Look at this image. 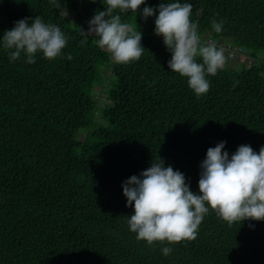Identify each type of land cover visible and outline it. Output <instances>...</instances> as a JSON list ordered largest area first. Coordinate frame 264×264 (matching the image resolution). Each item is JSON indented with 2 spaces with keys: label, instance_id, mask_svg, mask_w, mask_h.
<instances>
[{
  "label": "trees",
  "instance_id": "1",
  "mask_svg": "<svg viewBox=\"0 0 264 264\" xmlns=\"http://www.w3.org/2000/svg\"><path fill=\"white\" fill-rule=\"evenodd\" d=\"M57 2L59 8L49 0H0V38L35 16L67 37L61 56L37 53L32 64L23 55L10 61L0 40V264H264V221L229 226L211 209L191 242L138 241L122 188L162 160L199 194L210 147L226 142L229 157L241 145L259 153L264 0H146L137 13L121 14L141 31L145 48L127 65L81 35L105 10L104 0ZM161 2L190 3L203 42L245 51L231 58L232 68L206 77L210 89L199 98L187 78L168 69L171 53L154 33L158 12L142 17L145 6ZM213 19L224 21L219 34Z\"/></svg>",
  "mask_w": 264,
  "mask_h": 264
},
{
  "label": "clouds",
  "instance_id": "2",
  "mask_svg": "<svg viewBox=\"0 0 264 264\" xmlns=\"http://www.w3.org/2000/svg\"><path fill=\"white\" fill-rule=\"evenodd\" d=\"M49 2L60 7L57 0ZM145 3L146 0H104L105 10L94 15L86 32L80 29L81 35L95 37V44L117 64L138 61L145 49L141 45L142 33L132 23L122 21L121 14L137 13ZM191 14L192 5L180 2H161L158 8L145 6L142 11L145 21L155 15L154 33L163 38L171 53L168 69L187 78L189 88L199 98L210 89L206 77L222 70L226 58L215 42H202ZM223 24V20L213 19L211 27L219 34ZM0 40L3 48L10 50V61L23 55L28 64L35 63L37 53L47 60L56 59L67 44L61 28L45 23L40 16L16 21ZM72 58L71 54L66 56L69 61ZM225 143L207 150L200 164L199 194L190 190L183 173L165 167L162 160L122 184L127 206L134 209L128 226L138 241H146L149 246L156 242H191L197 238L210 209L229 226L245 220L264 221V146L257 153L250 145H241L229 157L227 151H222ZM171 253V247H162L163 255Z\"/></svg>",
  "mask_w": 264,
  "mask_h": 264
},
{
  "label": "rangeland",
  "instance_id": "3",
  "mask_svg": "<svg viewBox=\"0 0 264 264\" xmlns=\"http://www.w3.org/2000/svg\"><path fill=\"white\" fill-rule=\"evenodd\" d=\"M88 30V29H87ZM225 55V58H226V63H225V66H229L232 68L233 64H235L233 61L231 62V58H229L228 56H226V54L224 53ZM237 60V59H236ZM236 69H240V64H236L235 65ZM226 68V67H225ZM97 103L99 106H102L104 103H105V97H104V94L103 92H100L97 96ZM81 138L84 137V134L80 135Z\"/></svg>",
  "mask_w": 264,
  "mask_h": 264
},
{
  "label": "built area",
  "instance_id": "4",
  "mask_svg": "<svg viewBox=\"0 0 264 264\" xmlns=\"http://www.w3.org/2000/svg\"><path fill=\"white\" fill-rule=\"evenodd\" d=\"M209 42H211V41L208 40V42H204V43H209ZM223 51L226 54V56H228L229 58H232L236 54H238L239 56L241 55L242 57L245 56L244 55L245 54V51H240L239 50L238 52H235L236 50L234 48H230V47H226L225 50H223Z\"/></svg>",
  "mask_w": 264,
  "mask_h": 264
}]
</instances>
